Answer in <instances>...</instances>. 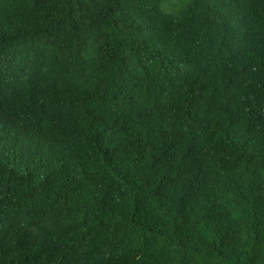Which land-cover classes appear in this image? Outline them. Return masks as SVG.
Segmentation results:
<instances>
[{"label": "trees", "instance_id": "16d2710c", "mask_svg": "<svg viewBox=\"0 0 264 264\" xmlns=\"http://www.w3.org/2000/svg\"><path fill=\"white\" fill-rule=\"evenodd\" d=\"M0 264H264V0H0Z\"/></svg>", "mask_w": 264, "mask_h": 264}]
</instances>
